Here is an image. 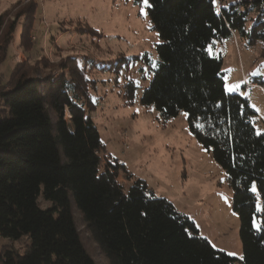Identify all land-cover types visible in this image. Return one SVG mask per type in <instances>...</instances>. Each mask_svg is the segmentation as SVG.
Returning a JSON list of instances; mask_svg holds the SVG:
<instances>
[{
	"label": "trees",
	"instance_id": "16d2710c",
	"mask_svg": "<svg viewBox=\"0 0 264 264\" xmlns=\"http://www.w3.org/2000/svg\"><path fill=\"white\" fill-rule=\"evenodd\" d=\"M149 3L160 66L141 102L154 105L166 123L187 113L189 131L225 171L242 259L216 249L169 199L107 154L85 102L86 76L73 58L61 65V77L46 59H27L3 81L19 26L20 46L33 49L37 7L30 3L7 28V13L0 15V239L9 241L0 264H97L83 245L72 198L112 264H264V130L249 101L227 92L223 59L208 52L214 41L235 36L264 48V0ZM121 174L131 182L126 188Z\"/></svg>",
	"mask_w": 264,
	"mask_h": 264
},
{
	"label": "rangeland",
	"instance_id": "374dc122",
	"mask_svg": "<svg viewBox=\"0 0 264 264\" xmlns=\"http://www.w3.org/2000/svg\"><path fill=\"white\" fill-rule=\"evenodd\" d=\"M30 3L37 7V21L30 36L33 49L28 54L20 46L19 26L1 68L3 81L8 79L16 62L27 59L33 63L46 59L51 68L55 66V76L61 77V65H68L73 58V65L86 76L85 102L90 106V116L107 154L117 159L134 179L145 181L156 196L169 199L216 249L241 260L240 219L233 211V194L225 171L193 137L185 115L162 122L154 105L145 106L141 102L159 69L157 46L161 43L148 14H142V9L147 13L143 2L0 0V15L7 13L6 28L16 19L18 11ZM256 16V12L250 14V18ZM252 24V19H248L246 28L250 29ZM208 52L223 59L225 84L239 86L238 90L227 92L249 101L257 113L258 130H264V93L258 87L245 85L264 83V48L259 43L249 46L235 36L214 41ZM69 115L66 110V118ZM69 127L72 129L70 123ZM63 159L64 163L69 162L65 156ZM118 181L125 188L131 183L124 174ZM71 200L85 249L97 264H112L85 224L74 199ZM40 204L43 208L50 206L43 199ZM6 245L9 241L0 239V249ZM14 246L23 248V244Z\"/></svg>",
	"mask_w": 264,
	"mask_h": 264
},
{
	"label": "snow or ice",
	"instance_id": "6c2138e0",
	"mask_svg": "<svg viewBox=\"0 0 264 264\" xmlns=\"http://www.w3.org/2000/svg\"><path fill=\"white\" fill-rule=\"evenodd\" d=\"M143 4H144V7L145 8H149L151 7V4L149 3V0H143ZM142 14L143 15H147V13L145 11H143L142 9ZM209 51H211V49H209ZM238 85H226V90L231 92V91H234V90H238ZM185 115L187 116V113H185Z\"/></svg>",
	"mask_w": 264,
	"mask_h": 264
},
{
	"label": "built area",
	"instance_id": "2783aa9c",
	"mask_svg": "<svg viewBox=\"0 0 264 264\" xmlns=\"http://www.w3.org/2000/svg\"><path fill=\"white\" fill-rule=\"evenodd\" d=\"M226 1H227V0H215V2H216V4H217L218 7H219L222 3L226 2ZM245 85L248 86V87H258V88H260V89L263 91V93H264V87H262V86H260V85H258V84H254V83L246 82ZM262 124H264V121H263Z\"/></svg>",
	"mask_w": 264,
	"mask_h": 264
}]
</instances>
